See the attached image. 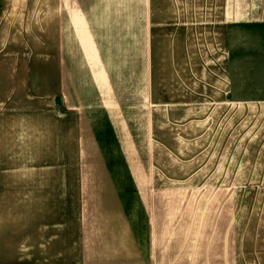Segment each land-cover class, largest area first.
Segmentation results:
<instances>
[{
  "label": "rangeland",
  "instance_id": "1",
  "mask_svg": "<svg viewBox=\"0 0 264 264\" xmlns=\"http://www.w3.org/2000/svg\"><path fill=\"white\" fill-rule=\"evenodd\" d=\"M46 2L5 4L9 11L24 4L31 14L37 6L43 13ZM47 25L45 13L40 32L0 37L18 47L11 65L17 60L22 72L12 80L7 109L0 113L3 170L34 168L44 179L31 203L22 191L0 194L3 261L49 264L53 246L69 245L72 264H264V176H258L264 175V145L249 144L247 115H241L238 147L175 150L184 145L162 134V150L151 153L143 151L130 128L121 140L110 132H89L87 118L80 117V155L60 151L56 113L65 108L54 95ZM240 27L235 25L239 73L242 54L252 46L243 45L251 35ZM247 88L256 87L239 82V91ZM27 124L30 130L23 128ZM28 131L31 153L23 134ZM49 169L66 171L60 185H49ZM3 180L5 189L20 188L12 179ZM81 247L85 253L80 254Z\"/></svg>",
  "mask_w": 264,
  "mask_h": 264
},
{
  "label": "crops",
  "instance_id": "2",
  "mask_svg": "<svg viewBox=\"0 0 264 264\" xmlns=\"http://www.w3.org/2000/svg\"><path fill=\"white\" fill-rule=\"evenodd\" d=\"M12 1L26 0H0V37L40 32L41 16L48 15L54 95L65 108L56 113L60 151L80 155L81 118L96 134L123 140L135 132L143 151L155 153L162 150V134L184 145L175 150L241 146V115H247L249 144L264 145V0H47L43 13L37 6L31 14L24 4L9 11L5 3ZM239 24L242 34L251 35L243 45L253 46L242 54L240 73ZM16 49L0 38V113L7 109L12 80L22 73L20 62L11 65ZM239 82L256 88L242 93ZM3 123L0 118V131ZM23 134L31 153V132ZM2 162L0 145V194L22 191L31 203L42 175L34 168L7 172ZM65 172L49 169V185H60ZM8 178L20 188L5 189ZM85 251L81 247L80 254ZM48 255L49 264H72L69 245L53 246ZM5 259L0 251V264H9Z\"/></svg>",
  "mask_w": 264,
  "mask_h": 264
}]
</instances>
